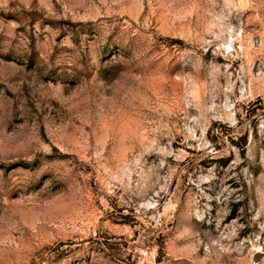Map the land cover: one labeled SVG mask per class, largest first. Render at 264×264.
I'll list each match as a JSON object with an SVG mask.
<instances>
[{"label": "rangeland", "instance_id": "1", "mask_svg": "<svg viewBox=\"0 0 264 264\" xmlns=\"http://www.w3.org/2000/svg\"><path fill=\"white\" fill-rule=\"evenodd\" d=\"M0 264H264V0H0Z\"/></svg>", "mask_w": 264, "mask_h": 264}, {"label": "trees", "instance_id": "2", "mask_svg": "<svg viewBox=\"0 0 264 264\" xmlns=\"http://www.w3.org/2000/svg\"><path fill=\"white\" fill-rule=\"evenodd\" d=\"M253 103H262V99L257 98ZM235 129L236 127L232 125L221 122H214L212 126L207 130V133L211 132L220 141H228L231 145L237 148L239 154H244L247 142V133H238Z\"/></svg>", "mask_w": 264, "mask_h": 264}]
</instances>
